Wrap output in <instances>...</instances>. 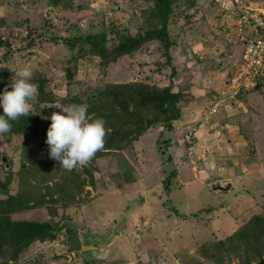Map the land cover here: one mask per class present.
I'll return each instance as SVG.
<instances>
[{
	"label": "rangeland",
	"instance_id": "374dc122",
	"mask_svg": "<svg viewBox=\"0 0 264 264\" xmlns=\"http://www.w3.org/2000/svg\"><path fill=\"white\" fill-rule=\"evenodd\" d=\"M53 1L0 0V37L10 45L5 58L0 48V68L14 79L19 68L28 67L51 99L36 96L31 102L32 118L38 115L31 122L35 133L0 134V200L25 188L26 174L17 172L27 150L24 158L47 170L32 173V186L25 189L41 204L11 214L12 219L58 224L71 218L83 246L66 253L61 230L53 240L34 241L8 263L259 264L254 246L227 242L264 211V67L249 86H239L243 82L234 77L242 61L239 37L257 36L238 25L241 11L221 9L214 0L197 2L200 15L181 5L169 15L175 42L168 60L162 45L148 41L101 65L97 56L81 55L79 40L73 49L65 40L103 31L111 50L118 42L113 27L130 34L144 31L149 0ZM250 1L264 6V0ZM205 75L211 76L210 85L222 83L221 89H208ZM133 82L178 92L180 120L172 119L168 128L161 117L140 134L132 132L121 146L97 151L84 166L60 167L45 142L46 117L59 109L47 105L88 98L108 84ZM196 89L208 94L196 101L202 96ZM227 183V190L213 189ZM42 194L55 199L41 202Z\"/></svg>",
	"mask_w": 264,
	"mask_h": 264
},
{
	"label": "trees",
	"instance_id": "16d2710c",
	"mask_svg": "<svg viewBox=\"0 0 264 264\" xmlns=\"http://www.w3.org/2000/svg\"><path fill=\"white\" fill-rule=\"evenodd\" d=\"M57 1H53L55 2L54 5L57 4ZM197 2L198 0H149L148 12L145 17L147 27L144 28V31L130 34L126 28L118 30L113 27L112 31H114L118 42L111 50L106 45L107 39L103 31L84 33L81 36L79 35L80 37L75 38L73 36L65 41L69 48L73 49L75 42L79 40L78 50L81 51V55H95L100 59L101 65H107L125 54L136 51L148 41H157L162 45L168 60V49L175 42V38H171L168 30L169 15L174 13L175 8L181 5L192 10ZM194 13L196 12L194 11ZM185 17H188V15ZM191 18L193 19V15H191ZM0 48H5L2 54L5 58L10 50V45L7 40H3L1 37ZM6 72L7 68H0V90H3L9 84L10 79L7 77ZM66 76L71 81L72 74L68 68H66ZM31 82L37 86L38 101H51L43 91L41 80L31 78ZM179 98L180 94L172 92L170 86L158 88L143 82H133L108 84L102 90H96L94 95L88 98L82 97L77 100L69 98L66 104L87 103L88 115L91 114L92 118H104L106 134L103 148H107L113 145L121 146L124 141L130 139L132 132L140 134L161 117L165 120L167 127L170 128L171 120L179 117V107L177 105ZM150 113L151 116H149ZM31 114L10 121L12 127L8 133L3 135L9 138L13 134L28 136L30 133H35L36 123L31 125V122H37L38 115L32 118ZM25 153H27V150L23 152L21 168L17 172L18 174H26L23 176L25 179L23 186L25 188L20 189L15 195L5 193L6 198L0 200V257L2 258L0 264H10L16 261L20 254L34 241L53 240L57 232L62 230V220L58 224H56L57 222L52 224L53 222L49 220L12 219L11 217L13 213L41 204L40 202H34L30 198V193L25 192V189L32 186L29 179L35 171L36 175L38 173L41 175V172L47 170L40 171L36 167L39 162L36 164V162L28 161L25 159ZM28 164L30 166H27ZM35 167L37 169H33ZM20 177L22 178V175ZM10 181L9 173L4 185L8 186ZM40 199L41 202H46L45 199L51 201L55 198H46V194H42ZM234 241H236L235 243L244 242L249 246H254L256 248L255 258L258 259L259 264H264V211L260 215H254L250 218L246 224L227 239L230 246ZM219 244H224V242ZM87 260L86 263L90 264Z\"/></svg>",
	"mask_w": 264,
	"mask_h": 264
},
{
	"label": "clouds",
	"instance_id": "9594fccd",
	"mask_svg": "<svg viewBox=\"0 0 264 264\" xmlns=\"http://www.w3.org/2000/svg\"><path fill=\"white\" fill-rule=\"evenodd\" d=\"M214 3L219 5L216 0ZM31 77V70L21 67L15 72V78L10 79L8 86L0 90V134L10 131V121L35 113L31 111V102L36 100L37 86L31 82ZM47 106L59 109L46 117L50 120L45 141L48 155L67 171L86 165L104 146L106 130L103 119L91 118L87 114V103H56Z\"/></svg>",
	"mask_w": 264,
	"mask_h": 264
},
{
	"label": "built area",
	"instance_id": "2783aa9c",
	"mask_svg": "<svg viewBox=\"0 0 264 264\" xmlns=\"http://www.w3.org/2000/svg\"><path fill=\"white\" fill-rule=\"evenodd\" d=\"M222 9H237L241 11L242 25L257 36L247 35L248 38L239 37L243 45L242 62L237 69L236 77L243 84L253 83L263 72L264 67V6H254L249 0H216ZM250 27H247V26ZM238 86V87H239ZM189 138L190 136L187 135ZM186 137V139H188Z\"/></svg>",
	"mask_w": 264,
	"mask_h": 264
},
{
	"label": "water",
	"instance_id": "95a60500",
	"mask_svg": "<svg viewBox=\"0 0 264 264\" xmlns=\"http://www.w3.org/2000/svg\"><path fill=\"white\" fill-rule=\"evenodd\" d=\"M4 160V158H3ZM230 187V184L227 183L225 186L220 184H214L213 189L218 190H227ZM62 231L66 237V253L77 252L82 249V241L79 236V228L77 223L74 220H63L61 223Z\"/></svg>",
	"mask_w": 264,
	"mask_h": 264
},
{
	"label": "crops",
	"instance_id": "0c3cea01",
	"mask_svg": "<svg viewBox=\"0 0 264 264\" xmlns=\"http://www.w3.org/2000/svg\"><path fill=\"white\" fill-rule=\"evenodd\" d=\"M198 1H199V0H198ZM214 4H215V3H214ZM201 9H202V7H201L200 9H198V8L195 6V8H193L192 10L195 11L196 14H199V15H200V14H202ZM202 10H203V9H202ZM193 19H195V17H193ZM193 19H192V20H193ZM204 40H205V39H204ZM209 43H210L209 41H207V42H204V41H203V44H206V45H207V44H209ZM209 47H210V46H209ZM210 50H211V47H210ZM230 50L234 51L232 46L230 47ZM225 53L227 54V52H225ZM232 54H233V53H232ZM232 54H229L228 56H231ZM208 57H209V56H208ZM223 58L226 59L225 57H223ZM210 60H211V59H210ZM205 77L208 78V79H207L208 82H204V83L208 86V89H213V90L221 89L222 83L219 82L218 84H217V83L213 84L212 81H211V85H210V80H209V78H211V76H209V75H205ZM219 77H220V76H219ZM200 78L202 79L201 76H200ZM222 79H223V78H222ZM215 80L219 81V79H215ZM195 86H196V85H195ZM212 86H213V87H212ZM196 90H197V89H196ZM197 91H198V93H199L200 95H202V96H197V100H196V101L200 100L201 97H205V96L208 94V91H207V90H206V92H205L204 90H200V91L197 90ZM240 101H241V100H240ZM240 101H239V103H240ZM241 102H243V101H241ZM239 103H238V104H239ZM243 104H244V103H243ZM231 105L234 106L235 103L232 101V102H231ZM200 107H201V106H197V108H200ZM179 116H180V114H179ZM178 118H179V117H178ZM178 118H177V119H178ZM179 120H180V118H179ZM181 120H183V122H184V121H187L186 117L181 118ZM76 223H77V222H76ZM81 241H82V240H81ZM82 246H83V245H82Z\"/></svg>",
	"mask_w": 264,
	"mask_h": 264
}]
</instances>
